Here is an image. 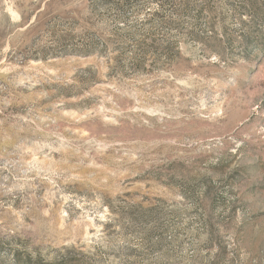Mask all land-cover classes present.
Masks as SVG:
<instances>
[{"label":"rangeland","instance_id":"374dc122","mask_svg":"<svg viewBox=\"0 0 264 264\" xmlns=\"http://www.w3.org/2000/svg\"><path fill=\"white\" fill-rule=\"evenodd\" d=\"M97 1L0 0V264H264V0Z\"/></svg>","mask_w":264,"mask_h":264},{"label":"trees","instance_id":"16d2710c","mask_svg":"<svg viewBox=\"0 0 264 264\" xmlns=\"http://www.w3.org/2000/svg\"><path fill=\"white\" fill-rule=\"evenodd\" d=\"M129 4L128 0L124 1V5ZM99 6L102 7H107L111 9H118L120 8L121 4L113 1V0H98L97 2H93L91 5L88 6V10L90 15L99 17L97 15V9ZM101 23H105L103 19L100 20ZM90 23V22H89ZM128 34H126L124 37L126 38ZM112 37V38H111ZM114 34L112 33L109 38H101L100 35L94 32H90L87 34V37L82 40L80 44V48L77 51H74L75 54H78L83 57H90V56H98V57H103L108 60L109 63H112L115 61L114 57H106V53L108 50L111 48L113 41ZM150 48H156L153 45L150 46ZM170 50L169 47L165 48V55H167V52ZM144 61L143 55L140 56L136 66H140Z\"/></svg>","mask_w":264,"mask_h":264}]
</instances>
